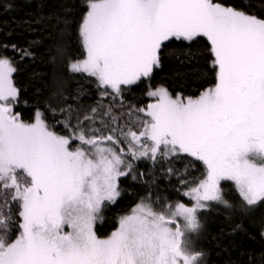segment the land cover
<instances>
[{"label": "snow or ice", "instance_id": "1", "mask_svg": "<svg viewBox=\"0 0 264 264\" xmlns=\"http://www.w3.org/2000/svg\"><path fill=\"white\" fill-rule=\"evenodd\" d=\"M79 35L84 56L69 69L95 78L113 100L150 79L173 41L206 38L215 82L196 97L149 90L155 102L127 113L138 130L120 127L109 106L84 120L77 114L75 124L66 114L61 134L39 110L32 122L14 112L16 69L0 58V264H201L186 239L210 203L230 206L223 181L245 205L264 203V18L222 0H87ZM179 155L206 169L193 186L181 180L190 206L144 197L99 238L102 206L133 171L127 157L155 164Z\"/></svg>", "mask_w": 264, "mask_h": 264}, {"label": "trees", "instance_id": "2", "mask_svg": "<svg viewBox=\"0 0 264 264\" xmlns=\"http://www.w3.org/2000/svg\"><path fill=\"white\" fill-rule=\"evenodd\" d=\"M222 2L264 18V0ZM86 12L87 0H0V58L10 59L16 69L12 80L19 97L14 112L25 122H32L39 110L53 130L66 134L58 123L66 114L75 124L77 114L84 120L93 107L102 115L111 106L120 118V127L128 124L138 130L137 116L129 117L127 113L151 103L149 90L164 87L174 98L196 97L214 84L208 42L200 38L190 46L188 42L168 43L160 53V67L154 69L150 79L125 90L116 100L102 96L95 78L69 69L72 62L84 56L79 29ZM94 126L101 127L100 116ZM120 147L127 151L126 142ZM127 159L133 171L120 178L117 200L103 205L95 226L99 238H107L118 227L120 217L129 214L144 197H150L157 206L177 202L190 205L181 180L193 186V181L201 179L206 171L201 162L186 155L155 164L150 159ZM221 188L230 206L210 203L200 212L201 228L186 239L188 250L203 253L201 264H264V203L245 205L231 181H223ZM11 227L9 239H14L16 229Z\"/></svg>", "mask_w": 264, "mask_h": 264}, {"label": "rangeland", "instance_id": "3", "mask_svg": "<svg viewBox=\"0 0 264 264\" xmlns=\"http://www.w3.org/2000/svg\"><path fill=\"white\" fill-rule=\"evenodd\" d=\"M12 76H13V74H12ZM151 99H152V101H151V103H154L155 101H154V99L151 97ZM135 161H138V160H135ZM222 184V183H221ZM188 198V197H187ZM189 199V198H188ZM106 203H108V202H105V204ZM190 206V205H189ZM103 207V206H102ZM209 208V207H208ZM207 210V209H206ZM203 211H205V210H203ZM202 212V211H201ZM101 213H102V208H101V210H100V214H99V219L101 218ZM200 214V213H199ZM99 219H97V221H96V223H95V226H96V224L98 223V221H99ZM95 226H94V230H95ZM67 230V229H66ZM192 234H195V233H191V234H189L188 236H187V238L190 236V235H192Z\"/></svg>", "mask_w": 264, "mask_h": 264}]
</instances>
